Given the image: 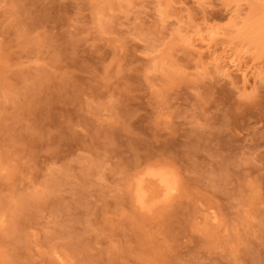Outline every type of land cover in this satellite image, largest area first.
Here are the masks:
<instances>
[{
    "label": "rangeland",
    "instance_id": "374dc122",
    "mask_svg": "<svg viewBox=\"0 0 264 264\" xmlns=\"http://www.w3.org/2000/svg\"><path fill=\"white\" fill-rule=\"evenodd\" d=\"M0 264H264V0H0Z\"/></svg>",
    "mask_w": 264,
    "mask_h": 264
},
{
    "label": "clouds",
    "instance_id": "9594fccd",
    "mask_svg": "<svg viewBox=\"0 0 264 264\" xmlns=\"http://www.w3.org/2000/svg\"><path fill=\"white\" fill-rule=\"evenodd\" d=\"M153 181L155 191L149 187ZM182 183V170L176 162L160 154L130 175L127 190L137 209L151 214L156 208L172 203L181 194Z\"/></svg>",
    "mask_w": 264,
    "mask_h": 264
},
{
    "label": "bare ground",
    "instance_id": "6f19581e",
    "mask_svg": "<svg viewBox=\"0 0 264 264\" xmlns=\"http://www.w3.org/2000/svg\"><path fill=\"white\" fill-rule=\"evenodd\" d=\"M231 62H232V63H234V61H231ZM211 219H212V220H215V219H216V217H212Z\"/></svg>",
    "mask_w": 264,
    "mask_h": 264
}]
</instances>
